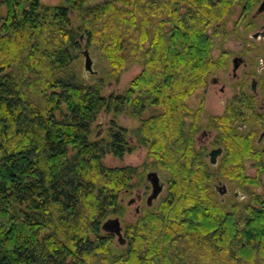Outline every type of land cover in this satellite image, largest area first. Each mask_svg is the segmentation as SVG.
I'll return each instance as SVG.
<instances>
[{
  "label": "trees",
  "instance_id": "1",
  "mask_svg": "<svg viewBox=\"0 0 264 264\" xmlns=\"http://www.w3.org/2000/svg\"><path fill=\"white\" fill-rule=\"evenodd\" d=\"M255 1L4 0L0 264H264V202H214L187 109L218 66L219 26ZM85 40L108 66L95 83L75 70ZM135 62L142 72L127 91L104 94ZM102 113L139 120L132 138L152 170L169 176L158 209L124 229L125 245L102 225L122 217V195L145 182L137 167L104 165L134 146L115 120L105 137L93 135ZM223 170L241 175L238 166Z\"/></svg>",
  "mask_w": 264,
  "mask_h": 264
},
{
  "label": "flooded vegetation",
  "instance_id": "2",
  "mask_svg": "<svg viewBox=\"0 0 264 264\" xmlns=\"http://www.w3.org/2000/svg\"><path fill=\"white\" fill-rule=\"evenodd\" d=\"M263 1L251 13L249 25H258L264 16V11L259 13ZM247 12L244 10L243 16ZM228 36L231 47H235L220 52L218 66L207 85L196 92L193 106L187 102V109L192 112L188 119L193 124L194 146L214 202L227 209L256 207V200L264 202V25L252 31H224L218 35L220 39ZM252 53L257 56L250 61ZM230 165L239 167L241 175L237 179L224 176L223 169ZM162 183L164 191L149 206L151 187L146 199L149 209L165 196L167 182ZM132 194L135 197L127 206H136L135 214L139 215L144 195L139 189Z\"/></svg>",
  "mask_w": 264,
  "mask_h": 264
},
{
  "label": "rangeland",
  "instance_id": "3",
  "mask_svg": "<svg viewBox=\"0 0 264 264\" xmlns=\"http://www.w3.org/2000/svg\"><path fill=\"white\" fill-rule=\"evenodd\" d=\"M38 1L42 5L53 6V7L61 6L64 3V0H38ZM260 1L261 0L255 1L256 4L254 5V7L250 10V12L248 11L247 14H245L244 16H243L244 13H242L244 10H242L239 6H236L232 11L231 16L225 21V23L219 26L218 32L216 33L215 36V46L212 55L215 62H217V59L219 58V54L223 49L232 46L230 36H228L226 39H220V37H218V35L221 32L229 31V33H233V32L252 31L256 26L264 25V16L260 18L258 25H249L250 15L253 12V10H255V8L258 6ZM3 2L4 0H0V17L4 16L7 13L6 6L3 4ZM73 18H74V25L75 26L78 25L79 23L77 21V15H74ZM85 45H86V40L83 43V49L81 50V58L77 61V64L75 65V70L80 78L81 76L85 78L84 79L85 83H95L98 81V79H100L101 73L104 74L105 72L108 71V66L107 63L102 59V57H100L97 53L92 54L91 51H89L90 57L93 61V71L96 72V74H90L88 71H86L85 70L86 58L84 54L88 50L85 48ZM234 47L235 45H233V47L231 48ZM253 56H257V54L252 53V57H250L251 59H249L250 61L253 59ZM141 72H142V66L139 63L136 62L131 63L127 67V70H125V72L122 74L119 82H112L107 84L104 90V94L106 95L123 94L125 91H127L132 80L135 79ZM224 76H226V74ZM224 80L226 81L227 78L224 77ZM194 97H196V93L188 100V104L191 106H193ZM153 113L154 111L146 112L144 118L151 116ZM114 120L117 122L119 126L128 129L130 133H128L127 135V140L128 142H132L131 144L132 147L134 146V150L125 153L122 157H115L112 154H108L103 159V163L105 166L109 168H122L126 166L137 167L142 173L143 180L145 182L142 185H140V187L136 188L141 191L142 195H144L142 203L140 205L141 213L139 215L135 214L136 206L134 207L127 206V202L131 198H134L135 195L130 194L125 197V202L123 204L125 214L122 217H118L120 218L121 226L124 231V229H126L129 225L135 224L136 222H139L140 220L144 219V217L146 216L149 210L151 212H154L156 209H158L159 203L162 200H164L167 196V191H166L165 196L161 199V201H159V203L154 204L152 209H149L146 206V199L151 193V186L147 181V175L151 172L158 173L162 182H168L169 176L161 171L152 170V168L150 167L151 159L148 158L147 150L140 146H137L136 139L132 138L133 134L131 133L139 126L140 123L139 120L132 119L125 115H119L115 117L114 114L102 113L98 117L93 135H97V138L105 137L107 134V129L109 130L113 126ZM144 188H146V190H144ZM118 244H119V239L115 237V245Z\"/></svg>",
  "mask_w": 264,
  "mask_h": 264
},
{
  "label": "water",
  "instance_id": "4",
  "mask_svg": "<svg viewBox=\"0 0 264 264\" xmlns=\"http://www.w3.org/2000/svg\"><path fill=\"white\" fill-rule=\"evenodd\" d=\"M264 11V1L259 8V13ZM85 70L88 71L90 74H96L93 71V61L90 57L89 51L85 52ZM147 181L152 187V193L148 198V205L151 206L154 200L162 194L164 191V184L162 183L158 173L151 172L147 175ZM131 205V203H130ZM102 230L106 233L113 234L119 239L120 245H125V240L123 239V228L121 226L120 218H110L102 225Z\"/></svg>",
  "mask_w": 264,
  "mask_h": 264
}]
</instances>
